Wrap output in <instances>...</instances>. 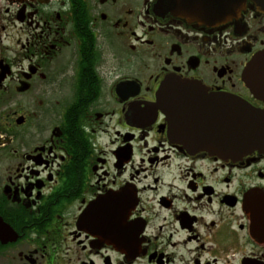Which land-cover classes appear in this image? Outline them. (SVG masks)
<instances>
[{
  "label": "flooded vegetation",
  "instance_id": "1",
  "mask_svg": "<svg viewBox=\"0 0 264 264\" xmlns=\"http://www.w3.org/2000/svg\"><path fill=\"white\" fill-rule=\"evenodd\" d=\"M196 1L195 18L168 0L0 5V264H264V149L187 150L154 106L174 77L204 108L264 116L245 78L264 12Z\"/></svg>",
  "mask_w": 264,
  "mask_h": 264
},
{
  "label": "water",
  "instance_id": "2",
  "mask_svg": "<svg viewBox=\"0 0 264 264\" xmlns=\"http://www.w3.org/2000/svg\"><path fill=\"white\" fill-rule=\"evenodd\" d=\"M168 1L173 4L176 14L191 18L197 16L196 0ZM254 1L264 12V0ZM189 3L192 7H188ZM245 78L254 85L264 83V51L252 58ZM258 88L264 90V86ZM205 97V92L189 81L167 77L160 83L154 106L165 114L172 141L190 151L205 150L232 158L264 149L262 114L233 99L211 98L210 108H204L197 101L201 102ZM263 208L256 200L252 201L253 218H264L261 214Z\"/></svg>",
  "mask_w": 264,
  "mask_h": 264
},
{
  "label": "rangeland",
  "instance_id": "3",
  "mask_svg": "<svg viewBox=\"0 0 264 264\" xmlns=\"http://www.w3.org/2000/svg\"><path fill=\"white\" fill-rule=\"evenodd\" d=\"M6 3V0H0V5H3Z\"/></svg>",
  "mask_w": 264,
  "mask_h": 264
}]
</instances>
